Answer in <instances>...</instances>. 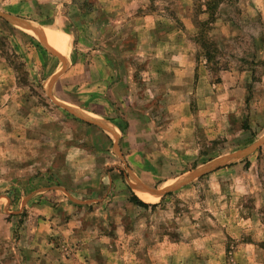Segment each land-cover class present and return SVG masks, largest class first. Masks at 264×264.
Instances as JSON below:
<instances>
[{"label": "rangeland", "instance_id": "obj_1", "mask_svg": "<svg viewBox=\"0 0 264 264\" xmlns=\"http://www.w3.org/2000/svg\"><path fill=\"white\" fill-rule=\"evenodd\" d=\"M146 13L171 22L183 47L189 40L196 64L190 114L178 111L175 127L182 143L168 153L154 146L159 167L131 166L119 144L106 151L97 133L105 119L88 96L98 62L144 65L114 55L122 44L113 37L139 26L119 18ZM43 28L63 34L62 50ZM128 35L121 43L131 46ZM70 142L113 158L109 175L123 184L106 192L129 195L107 203L126 214L88 217L106 232L110 263L264 264V0H217L209 10L206 0H0V264H23L14 243L36 222L44 195L84 192L85 180L74 187L48 176L59 143L65 150ZM76 241L63 239V251ZM245 244L259 246L252 261L236 253Z\"/></svg>", "mask_w": 264, "mask_h": 264}, {"label": "crops", "instance_id": "obj_2", "mask_svg": "<svg viewBox=\"0 0 264 264\" xmlns=\"http://www.w3.org/2000/svg\"><path fill=\"white\" fill-rule=\"evenodd\" d=\"M124 21L135 22L139 26L135 31H125L121 37L117 32L114 33L113 39L122 47L113 50V54L137 55L146 61L138 71L129 67L131 60L127 62L126 59H120L121 62L118 60L113 67L98 62L100 65L97 64L94 71L98 77L93 75L91 78V93L88 94L89 98L94 99L91 111L106 121V125L97 130L106 142V151L110 149L111 153L119 144L121 154L118 157L125 158L131 166L159 167L162 163L156 158L158 150L154 146L158 145L164 149L163 152L168 153L174 141L182 143L179 134L174 133H177L175 127L180 115L178 111L186 118L190 114L187 111L188 101L196 85L194 52L189 49V40L186 47H183L182 42L179 43L182 38L178 29L158 14L119 18L118 23ZM128 34L136 36L131 46L121 43ZM43 36L61 50L64 48V36L63 46L56 44L46 33ZM101 36L97 39L101 40ZM110 50L107 49L110 53L106 55L112 56ZM155 102H158V106ZM160 112L165 113V119H162ZM61 129L58 128V131ZM59 138L61 143V133ZM188 139L185 140L186 146ZM60 143V157L47 163L51 168L48 176L68 179L74 187L77 183L82 185L85 180V188L80 189L84 192L76 193L72 189L73 192L64 193L57 190L56 193L51 191L44 195L42 206L33 209V214L38 216L36 222L27 225L24 240L19 239L14 246L22 256L23 264H112L105 239L106 232L102 231L101 225H93L88 217L102 215L106 218L118 213L126 214L112 206L113 203L107 204L110 200H127L129 197L126 191L114 196L106 192L108 183L118 184V187L121 182L123 184L122 179L111 177L108 172L109 168L117 169V164L113 158H105L102 155L104 151H98V148L97 152L88 151L85 144L70 142L62 150ZM53 182L58 183L59 180ZM138 191L141 192L139 188ZM142 197L147 199L144 194ZM65 238L79 239L76 241L79 244L74 243L73 251L69 253L63 251L66 247L63 243ZM245 245L247 247L238 249L236 253L242 255L244 249L245 257L252 261L254 256L251 254L259 246Z\"/></svg>", "mask_w": 264, "mask_h": 264}, {"label": "bare ground", "instance_id": "obj_3", "mask_svg": "<svg viewBox=\"0 0 264 264\" xmlns=\"http://www.w3.org/2000/svg\"><path fill=\"white\" fill-rule=\"evenodd\" d=\"M40 31H42L43 32V34L44 33H46L56 44H58V45H61V46H63V36L58 32V31H54V30H50V29H47L46 30V28L44 29H41ZM46 38V37H45ZM47 39V38H46ZM48 41H50L49 39H47ZM51 42V41H50ZM57 49H60V48H58L55 44H53ZM54 47V48H55ZM61 50V49H60ZM139 188V187H138ZM139 190L141 191V193L142 194H144L146 197H147V199H151L150 197H149V195L146 193V191H144V189H142V188H139ZM151 201V200H150Z\"/></svg>", "mask_w": 264, "mask_h": 264}, {"label": "trees", "instance_id": "obj_4", "mask_svg": "<svg viewBox=\"0 0 264 264\" xmlns=\"http://www.w3.org/2000/svg\"><path fill=\"white\" fill-rule=\"evenodd\" d=\"M216 1L217 0H206L207 5H208V10L211 8H214ZM135 200L138 201L139 203H142V201L138 199L137 197H135Z\"/></svg>", "mask_w": 264, "mask_h": 264}, {"label": "water", "instance_id": "obj_5", "mask_svg": "<svg viewBox=\"0 0 264 264\" xmlns=\"http://www.w3.org/2000/svg\"><path fill=\"white\" fill-rule=\"evenodd\" d=\"M104 123H106V121Z\"/></svg>", "mask_w": 264, "mask_h": 264}]
</instances>
